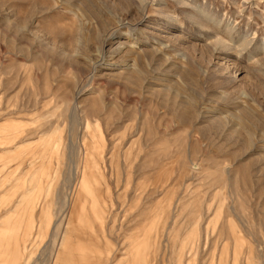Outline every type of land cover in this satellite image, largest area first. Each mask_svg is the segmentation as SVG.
<instances>
[{
  "label": "rangeland",
  "instance_id": "1",
  "mask_svg": "<svg viewBox=\"0 0 264 264\" xmlns=\"http://www.w3.org/2000/svg\"><path fill=\"white\" fill-rule=\"evenodd\" d=\"M0 264H264V0H0Z\"/></svg>",
  "mask_w": 264,
  "mask_h": 264
}]
</instances>
